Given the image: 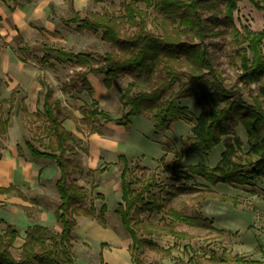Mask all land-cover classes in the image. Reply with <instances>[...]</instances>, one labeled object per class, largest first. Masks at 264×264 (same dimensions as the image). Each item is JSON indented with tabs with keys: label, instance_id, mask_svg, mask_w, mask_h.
<instances>
[{
	"label": "trees",
	"instance_id": "16d2710c",
	"mask_svg": "<svg viewBox=\"0 0 264 264\" xmlns=\"http://www.w3.org/2000/svg\"><path fill=\"white\" fill-rule=\"evenodd\" d=\"M139 1L124 0V11L119 15L104 10L81 16L74 9L73 0H69L71 12L61 20L75 24L79 32L100 31L102 40L110 43V51L98 55L93 51H73L43 44L45 52L36 56V60L42 65L46 63L52 66L50 60L55 55L59 61L69 60L85 68L76 71L77 79H70V85H63L64 90L77 86L80 79L85 88L92 91L87 73L103 75V84L107 88L112 86L116 77L127 75L130 78L120 95L121 114L117 118L104 107H91L88 104L80 107L82 117L78 122L88 125L89 133L100 132L96 122L113 121L128 126L132 116L149 112L156 130L169 128L178 119L191 122L190 133L186 136L190 142L187 147L189 152L206 154L227 136L216 164L182 165L177 157L165 165L171 171V182L163 184L157 180L155 173L147 172L145 165L132 163L127 155L118 154L121 200L114 210L132 239L129 248L132 262L147 264L145 252L148 248L154 250V242L149 236L138 232L145 229L147 224L176 238L188 236L174 228L176 221H183L192 227L212 226V220L204 217L200 211L194 215L185 214L170 204L181 193L196 190V176L211 185H251L258 178L264 179V26L257 31L237 27L234 14L240 0H143L160 14L157 20L161 32L156 33L147 27L148 13L140 7ZM249 1L255 8L264 11V0ZM50 6L54 14L53 4ZM123 23L136 28L127 33L122 29ZM220 33H227L231 37L233 49L230 57L237 62L239 69L237 82L248 88L249 99L241 87H226L225 78L214 62L205 38ZM183 35L188 37L183 38ZM194 38H198V41ZM28 49L36 50L28 43H23L16 50L22 53ZM182 76L186 78L185 81ZM174 84L178 85V89L166 97ZM52 92V88L46 85L40 91L38 100L42 109L29 112L24 96L14 87L10 96L0 101V134L7 131L8 120L16 113V105L28 117L36 116L43 121L42 131L47 142L44 135L37 133L35 140L38 145L28 139L25 144L33 158L50 160L58 168L55 187L59 202L54 215L60 229L54 232L42 224L28 226L20 251L14 255L12 246L18 230L7 223L0 233V264H75L73 230L78 216L94 218L105 224L106 204L100 206L99 212L92 201L87 205L89 191L78 184L74 176L82 173L83 169L68 153L75 150V146H80L81 141L75 140L73 133L63 125L61 113L64 107L58 98L52 96ZM190 95H197V103L206 106L198 114H193L186 105H179L180 98ZM3 103L9 104L6 115L2 112ZM238 125L245 130L246 149H243V140L235 135ZM163 157L165 155L160 160ZM136 169L139 175H134ZM156 187L157 191L154 189ZM11 191L23 195L15 185L0 186V193ZM220 198L234 199L228 195H221ZM146 212H162L168 220H163L162 216L155 225L146 223L142 217ZM145 230L150 233V230ZM156 251L171 252L170 248L158 247ZM100 258L101 264H108L101 253ZM234 261L236 264H264L240 255H236Z\"/></svg>",
	"mask_w": 264,
	"mask_h": 264
},
{
	"label": "rangeland",
	"instance_id": "374dc122",
	"mask_svg": "<svg viewBox=\"0 0 264 264\" xmlns=\"http://www.w3.org/2000/svg\"><path fill=\"white\" fill-rule=\"evenodd\" d=\"M81 3V8L78 11L81 16L87 15L89 12L104 11L119 15L123 13V1L124 0H78ZM64 5L58 4L54 15L59 17H67L71 12V5L69 0H65ZM140 7L147 11V27L154 32H161L160 25L157 18H160L159 12L153 6H147L145 1H139ZM234 14V21L239 29L256 28L255 22L253 24L250 21L251 14L246 16L241 5L239 9H236ZM52 16V14H50ZM57 27L54 31L48 32V36L37 40L35 43H31L33 49L24 50L22 53L17 49L18 46L23 45L24 41L20 40V37L16 36L9 44L22 62L18 63L24 68L35 67L37 69V81L40 85L39 91H37V99H40V91L45 89L46 85L52 88V96L58 98L61 101V105H64L62 111L63 125L69 129L74 136L75 140H80V146H75V150L68 153V155L77 163H88L93 158L89 152V138L93 136L89 133V127L86 124L78 122L82 117L80 107L83 103H87L89 106H98L96 99H120L121 92L126 85V81L130 78L127 75L116 77L113 80L112 86L107 88L103 85V75L99 73H88L92 80V91H89L82 84L80 79L77 86H69L67 89H63V85H70V79H77L76 71L79 69H85L74 64L69 60L59 61L56 56L50 60L53 65L40 64L36 60V56H41L45 50L43 44H52L55 46L64 48L66 50L73 51H93L98 55H102L105 52L110 51V43L102 40L100 31L97 33L84 30L77 31L75 24H69L62 21L60 18L57 22ZM169 27V24H168ZM136 26L128 23L122 24V29L131 33ZM254 30V29H253ZM188 37L183 35V38ZM198 41V38H194ZM208 43L209 50L214 58L216 66L221 70L223 77L225 78L226 87L232 86L241 87L245 92L247 99L248 88L242 86L237 82V74L239 72L237 62H233L230 54L233 49L231 37L227 33H220L217 35H209L205 38ZM246 45V44H244ZM264 53V42H263ZM15 77H9L4 74L0 78V87L3 88L4 95H8L9 88L13 85ZM185 77L182 76V80L185 81ZM19 86V85H18ZM101 89V91H98ZM178 85L174 84L170 88L166 97L171 91H176ZM19 91L25 97L24 90L19 86ZM3 98L2 91H0V101ZM197 95H190L180 98L179 105H186L193 114H198L205 105L197 103ZM16 104V103H15ZM8 103H3L2 112L6 115ZM31 108L33 105H30ZM103 108V107H101ZM117 108V110H115ZM16 113L10 116L9 125L7 131L4 134H0V149H6L9 157L12 160H20L27 162H41L43 168L47 169V175L50 176L51 187H53L52 200L47 201V204L51 205V208L56 209L59 202V197L56 192L55 179L58 176V168L55 163L46 159L33 158L28 149H26L25 140H31L34 144L38 145L35 140L37 133L44 135L45 142L47 137L43 134L42 123L43 121L36 116L28 117L20 109L19 105L15 106ZM35 109H42V105L36 104ZM67 109V110H66ZM109 110L114 118H117L121 114V106H112ZM35 110V111H36ZM70 111V112H69ZM33 112V111H31ZM71 113V114H70ZM150 117L149 112L144 113ZM138 118V117H137ZM136 118V119H137ZM99 130L109 132L110 128L114 127L113 121L110 122H96ZM109 126V127H108ZM192 123L187 122L185 119H178L174 121L169 128L161 129L155 132L152 136L153 143L146 145V150L149 149L150 153L145 159V163L150 164L147 167V172L155 173L157 180L163 183L171 182V171L165 168V165L170 163L175 158L179 157V164L187 165L194 163H204L213 166L220 159V154L224 149V140L227 136L222 138V141L214 146L206 154L196 151L189 152L187 147L190 142L186 139V136L190 133ZM81 128V129H80ZM145 128V127H144ZM124 131V130H123ZM133 134V132H132ZM132 134L122 133L121 139L123 146L119 145V150L129 151L134 144H136L132 137ZM92 135V136H90ZM235 135L239 136L243 143V149L247 148L246 133L242 125H238L235 128ZM96 141L94 145H97L98 135H94ZM19 146V148H18ZM164 151L165 157L163 160L157 159L152 161V156L159 154L160 151ZM90 153V154H89ZM95 159V158H94ZM132 163H139L142 165L139 159L130 158ZM91 163V162H90ZM120 165V164H119ZM120 167V166H119ZM75 174L77 182L84 186L88 191V198L86 204L90 201L96 204L97 212L103 203H108L111 207L116 206L117 200L121 197L120 176L119 169L116 173L112 172L113 169L110 166L102 169L85 171ZM106 169V173H101ZM139 170L136 169L134 175H139ZM95 173V174H94ZM195 191L183 192L177 197L173 198L171 205L185 213L195 214L200 211L204 217L212 220V226H193L184 223L183 221H176L174 228L185 232L188 236L176 238L171 233H166L162 229L152 227L147 224L145 229H140V234H145L150 237L154 242V250L146 249L145 258L147 264H236L234 258L236 255L243 256L245 259L259 260L264 263V179L258 178L251 185H228L225 183H218L215 185L209 184L203 178L196 176ZM189 182V181H188ZM192 183V182H189ZM100 185V191L98 190ZM156 191L158 188H154ZM23 195H19L13 192L9 196H0V218L3 222H0V233L3 232L5 225L9 221H18V215L21 214V209L27 214H32L35 211L36 197L32 190L23 188ZM221 195H228L234 197L231 199H221ZM56 199V200H55ZM164 214L162 212L143 213L142 217L146 223L152 225L157 224ZM167 215V214H166ZM105 220L108 219L109 223L113 226L116 223V230L127 235L124 230L119 215L110 212L105 214ZM80 216H78L79 218ZM167 216H163V220H166ZM168 220V219H167ZM162 220L161 224L162 225ZM213 227V228H211ZM52 231L56 232L60 229L59 224L50 227ZM97 236H92L91 244L87 241H82L80 237V231L78 227L73 234V254L77 264H101L100 252L97 250ZM21 241L17 238L12 246V252L17 255L20 251ZM167 249L170 248V254H166L164 251H156V248ZM97 250V251H96Z\"/></svg>",
	"mask_w": 264,
	"mask_h": 264
},
{
	"label": "crops",
	"instance_id": "0c3cea01",
	"mask_svg": "<svg viewBox=\"0 0 264 264\" xmlns=\"http://www.w3.org/2000/svg\"><path fill=\"white\" fill-rule=\"evenodd\" d=\"M50 4H53V9L55 11L58 4L64 5L66 3L65 0H0V78L4 74L16 78L14 79L15 83L11 85L9 92H7L8 95H4L5 93L1 87L0 91H2L3 98H8L12 89L14 87L19 89L20 86L24 90V94L27 95V97L24 98V102L29 112L35 111V105L40 104L38 103L39 99H37V91L40 89V85L37 81V69L35 67L24 68L22 65L18 64L22 62V60L18 58L17 53L13 51L9 42L18 36L24 43L31 45V43L43 39L44 35L47 37L48 32L59 29L56 24L58 19L62 17L57 18V16L52 14ZM240 5L247 17L248 13L251 14L249 17L250 21H252L253 24L255 22L256 25V28L253 29L255 31L262 29L264 26V11L255 8L249 0L238 1L237 9L240 8ZM80 6L81 3L78 0H73V7L75 10L79 11L81 8ZM50 14H52V16H50ZM86 78L92 86L91 76H89L88 73ZM128 82L129 80L126 81V84ZM98 91H101V89ZM96 101L100 107H104V109L108 111L113 110L111 109L112 106H121L120 99H96ZM31 104L33 105L32 108L30 106ZM61 104L60 101V105ZM84 104L87 103H83V105ZM115 110H117V108H115ZM114 124L115 126L110 128L109 132L105 129V131L99 130L100 132H93V136L90 135L92 137L89 138V152L93 159L90 161L91 163L79 164L82 168H85V171L91 172L97 168L102 169L110 166V168H116L113 169L112 172L117 174L116 171L120 168L118 163L119 153H123L129 158L139 159L142 165H150L144 162L150 153L149 149L146 150L145 147L148 143L154 144L152 136L155 135V132L159 131L154 128L153 120L142 113L132 116L131 124L128 126ZM122 133H126V136L127 134H132L133 138L131 139L136 141V144H134L129 151L119 150V145L123 146L122 143L119 145L117 144L123 142L120 140ZM94 135H98L99 139H97V145L93 146L96 141ZM163 154L164 151L161 148L159 154L152 156V161L160 159ZM46 173L47 169H45V167L43 168V163L36 161L25 162L18 159L12 160L6 149H0V186L15 185L21 191L23 188H28V190L34 192L37 201L35 204V211L32 214H27L21 209V214L18 215V221H9L10 224H13L17 228V238L20 239L21 244L24 241V233L28 226L33 224H42L49 227L58 225L54 215L55 209L51 208L50 204H47V201L52 200L51 192L53 191V187H51L50 176ZM103 173H106V169L101 173V176ZM119 173L121 174V169ZM78 184L80 183L78 182ZM54 188H56L55 185ZM99 189L100 185H98L97 192H101ZM13 192L15 191L0 193V196H9ZM120 200L121 197L117 202ZM106 206V215L113 212L115 209L114 206L111 207L108 203H106ZM77 227L80 231V237L84 242L88 241L91 244L90 238L92 236H97V250H99L106 263L134 264L129 249L132 244V239L123 234L121 228L120 231L116 230V223L112 226L106 218L105 224L103 225L94 218L90 219L86 216H80L77 218V224L73 230V234ZM17 238L15 240H17ZM75 264H77L76 261Z\"/></svg>",
	"mask_w": 264,
	"mask_h": 264
}]
</instances>
